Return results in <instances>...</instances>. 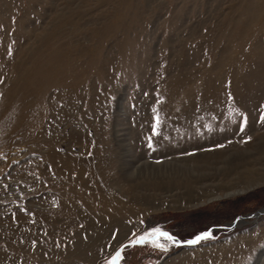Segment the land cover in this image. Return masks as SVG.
I'll use <instances>...</instances> for the list:
<instances>
[{"label": "rangeland", "instance_id": "obj_1", "mask_svg": "<svg viewBox=\"0 0 264 264\" xmlns=\"http://www.w3.org/2000/svg\"><path fill=\"white\" fill-rule=\"evenodd\" d=\"M262 114L264 0H0V264H264L177 242L264 208Z\"/></svg>", "mask_w": 264, "mask_h": 264}, {"label": "snow or ice", "instance_id": "obj_2", "mask_svg": "<svg viewBox=\"0 0 264 264\" xmlns=\"http://www.w3.org/2000/svg\"><path fill=\"white\" fill-rule=\"evenodd\" d=\"M237 114L242 116L244 123H246L247 118L243 116L242 113L239 112L237 109ZM261 122H264V114L260 117ZM159 125V119L157 118L156 125L153 126V132L156 134V128ZM241 131H243V125L241 127ZM149 147H152L151 143H149ZM211 232H204L195 237V239L188 241L189 244H196L202 240H207L211 238ZM163 237L169 241L175 242V238L168 234L167 232H163L160 229H154L152 232H146L143 235L138 236L136 239L130 241V246H135L137 244L144 245V244H151L153 247L160 249L161 251H166L167 246L160 243V238ZM124 248L118 249L115 251L114 255L111 256L109 260L106 261V264H120V261L123 259L122 252Z\"/></svg>", "mask_w": 264, "mask_h": 264}, {"label": "water", "instance_id": "obj_3", "mask_svg": "<svg viewBox=\"0 0 264 264\" xmlns=\"http://www.w3.org/2000/svg\"><path fill=\"white\" fill-rule=\"evenodd\" d=\"M261 213H264V208H262V209H258V210H256V211H254V212H252V213H248V214H246V215H241V216H238L237 218H235L232 222H230V223H226V224H223V225H217V226H214V227H210L207 231H205V232H208V231H212V230H214V229H217V228H227V229H230V228H232V227H235V226H237L239 223H243L244 221H243V219L245 220V217H249V216H254V217H257V215L258 214H261ZM240 221V222H239ZM242 221V222H241ZM169 234V233H168ZM200 235V234H199ZM198 236V235H197ZM196 237V236H195ZM195 237H193L192 239H190V240H193V239H195ZM189 240V241H190ZM180 245H193V244H189V243H187L188 241H186V242H183V241H177ZM130 244V242H128V243H125V242H123V243H121L117 248H116V250H118V249H121V248H123L124 246H127V245H129ZM115 250V251H116ZM115 251L112 253L113 255H114V253H115Z\"/></svg>", "mask_w": 264, "mask_h": 264}, {"label": "bare ground", "instance_id": "obj_4", "mask_svg": "<svg viewBox=\"0 0 264 264\" xmlns=\"http://www.w3.org/2000/svg\"><path fill=\"white\" fill-rule=\"evenodd\" d=\"M72 158L70 157V160H71ZM133 167V166H132ZM241 191V189H236V188H233V189H229V190H227L225 193H223L222 194V196H226V195H229L230 196V194H235V193H238V192H240ZM221 196V195H220ZM216 197H218V196H216ZM113 220V219H112ZM83 251V250H82Z\"/></svg>", "mask_w": 264, "mask_h": 264}]
</instances>
